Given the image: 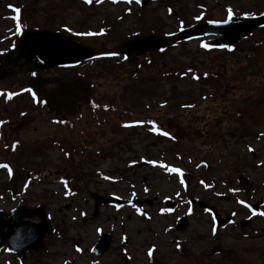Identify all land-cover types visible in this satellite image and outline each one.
I'll list each match as a JSON object with an SVG mask.
<instances>
[{
	"label": "rangeland",
	"instance_id": "374dc122",
	"mask_svg": "<svg viewBox=\"0 0 264 264\" xmlns=\"http://www.w3.org/2000/svg\"><path fill=\"white\" fill-rule=\"evenodd\" d=\"M198 2L204 3L200 5L201 8L197 7ZM169 4L175 5L180 11L177 14L187 19L191 18L190 15H199V10L208 5L204 0H163L151 3L142 10L133 8L132 14L131 11L124 13L123 4L101 3L100 0H91L89 3L85 0H28L27 9L33 22L48 20L47 24L53 23L54 26H72L81 30V35L100 34L102 28H105L103 22L107 20L113 25L109 37L86 38L99 46L120 44L127 34L141 29L147 33L158 30V34L162 33L159 35L164 32L176 33L184 21L172 15V9L167 6ZM228 10L226 6H211L208 13L223 17L228 14ZM252 10L264 13V0H255ZM254 38L260 42L258 50L254 47L256 41L250 40L238 43L225 52L219 49L208 50L205 39H195L177 46L169 43L163 60L152 54L154 62L137 70L129 80L108 82L111 71H107L98 83L101 97L120 103L132 112H137L139 104L146 102V99L154 97L158 100L172 99L174 102L178 97L185 103L187 100L200 101L191 107L192 111L182 112L172 122L177 137L172 134L168 139L155 142L144 128L132 129L130 123L128 129L115 131L111 139L112 151L101 168L109 166L112 184H116L113 186L129 190L124 196L127 198L143 193V185L138 180L141 172L149 177L152 190L146 196L160 199L151 210L156 215L162 213L163 217L155 216L151 221H144L134 214L128 224L132 230L143 228L145 236L146 230L153 227V230L163 234L165 228H170L168 225L174 224L178 216H189L188 231L175 236L186 237L184 241L188 243L185 246L192 250L193 256L182 258L176 244H169L171 235L163 234L166 240H162V236L160 240H155L169 245L162 250L168 255L169 264L187 260L192 263L197 259L195 255L206 261L197 264H210L209 260L216 263L217 257L212 253L215 245L239 247L237 239L250 235L254 238V251L248 255L251 257L250 264H264V215L254 216L240 205L241 201H247V197L252 199L250 202L264 199V30L258 31ZM144 59L142 57L141 61ZM168 60V68L163 67V62ZM168 69H172V72ZM203 71H214V74L209 77L211 79H204L200 76ZM146 87L152 90L151 94L143 92ZM238 111H244L243 117L239 119L235 117ZM116 123L112 122V128ZM190 124L188 130L182 127ZM196 130L198 133L189 137L188 133ZM142 159L158 160L165 167L154 170L143 167L142 171L135 174V163ZM169 168L179 169L180 172H171ZM238 170L249 180L243 178L241 182L238 181L235 177ZM182 173L188 175L182 176ZM120 176L123 181H120ZM134 181L139 182L138 187H135ZM233 188L239 192L234 194ZM112 191H115L113 187ZM220 193L230 194L231 199L220 200ZM192 196L219 205L223 214L236 216L238 222L227 229H217L208 214L190 205L188 200ZM168 200L178 204L172 214L167 211L165 203ZM110 209L112 211L114 208ZM124 211L135 213V210ZM243 217L252 218L251 223L244 227L240 225ZM64 219L62 230L69 232L72 230V224L68 222L71 220L70 213ZM49 250L60 252V256L47 258L44 264H61L64 257L73 256L70 245H58ZM244 263L248 262H241ZM222 264L236 263L227 261Z\"/></svg>",
	"mask_w": 264,
	"mask_h": 264
},
{
	"label": "flooded vegetation",
	"instance_id": "af4514ba",
	"mask_svg": "<svg viewBox=\"0 0 264 264\" xmlns=\"http://www.w3.org/2000/svg\"><path fill=\"white\" fill-rule=\"evenodd\" d=\"M8 1L0 0V55L11 50L27 30L51 29L69 35L73 41H85L80 35L75 34L73 29L69 33L62 26H54L53 23L48 25V20L46 23L33 22L27 9L28 0ZM204 1L215 8L226 6L229 2ZM254 1L231 0L234 7L232 17L252 15ZM16 8L20 9L19 13L14 11ZM207 14H202L198 20L228 18L226 16L217 18L215 15ZM202 16L209 18L201 20L206 18ZM190 19L189 23L196 21ZM258 29L252 31L251 37H255ZM110 35L106 34L102 38ZM143 35L145 34L137 36ZM126 39L129 40L128 37L125 41ZM94 46L97 48L98 58L73 67L41 68L0 75V165H7V168L0 167V211L3 214L0 237L4 241L9 239L16 249H26L21 256V252L9 251L8 245L5 244L0 252V264H3L2 262L44 264L47 258L60 256V252L53 253L49 250L58 245L61 247L70 245L73 252V256L64 257L61 264H169L168 255L162 251L164 246L169 245L155 241L160 240L161 236L162 240H166L163 234L171 235L169 244L179 245L182 258L188 259L193 256L192 250L185 246L188 243L184 241L186 237L175 236L188 231L190 227L188 215L178 216L175 224L170 223L168 225L170 228H165L163 234L151 227L143 236V228L135 231L128 226L133 220L131 213L120 209L111 211V205L100 204L105 197L122 198L129 190L113 186L116 184H112L109 166L101 169L112 151L113 133L117 130H126L127 122L122 123L123 115H120L117 121H113L117 115L116 111H125L126 108L120 103L110 102L101 97L98 83L107 71H111L108 82L128 80V76L120 80H115L114 77L119 70L127 66L134 65L137 68L142 54L128 59L119 54L118 45L98 46L94 42ZM72 78L85 80L89 85L75 84L72 87L64 83L65 80ZM51 91H58L59 97L49 104L43 93ZM152 100L154 99H146V105L139 104L142 115L149 114L152 108L153 111H157L158 108L151 104ZM142 119L144 118L139 117L130 121V124L139 125L143 122ZM112 122H117L114 128ZM172 122L174 119L171 116L169 121H163L164 124L161 126L159 117L155 115L151 122L146 120V125L149 124L148 130L152 135H157L160 128L162 133L171 135L174 132ZM35 158L38 160H34ZM10 165H19L26 170L28 178L23 190L16 189V180L8 168ZM150 168L154 170L156 166ZM142 169L143 167L137 168L135 174ZM120 174L123 175L121 172ZM139 176L143 193H140L141 196H131L145 199L147 198L145 195L152 190L151 183L146 174L141 172ZM235 177L240 182L245 178L240 170L235 172ZM121 180L123 181V177L120 176ZM133 183L138 187L139 182ZM112 187L115 191H112ZM155 198L158 203L160 199ZM165 204L167 205V202ZM215 205L221 215L230 217L231 221L226 226H217L211 213L202 211L211 217L217 229L224 230L238 222L235 220L236 216L223 214L221 207ZM19 206H24L28 212V216L21 220L28 224L26 234H18V226L11 225L13 219L7 215ZM173 206L176 208L178 204ZM136 207L139 212L137 216L144 221H151L155 216L160 217L151 208L147 209L148 205H144L142 209L140 206ZM68 213L71 216L68 222L72 224V230L69 232L62 230L64 216ZM44 221L54 227L52 232L49 233L44 227ZM242 221L241 219L240 225ZM251 221L252 218H248L247 224ZM237 240L239 247L217 244L212 248V253L217 257L215 261L217 264L227 261L236 264L244 261L248 262L244 264L251 263V257L248 255L254 251V238L250 235ZM213 254L210 256L213 257ZM194 257L197 259L192 263L187 260L179 264L206 263L198 255ZM209 262L216 264L213 260Z\"/></svg>",
	"mask_w": 264,
	"mask_h": 264
},
{
	"label": "water",
	"instance_id": "95a60500",
	"mask_svg": "<svg viewBox=\"0 0 264 264\" xmlns=\"http://www.w3.org/2000/svg\"><path fill=\"white\" fill-rule=\"evenodd\" d=\"M149 1L140 0L143 4ZM261 24H264V16L230 20L225 23H201L181 30L176 39H189L210 34L223 35L222 38L211 42V44L217 47H226L244 38L253 27ZM163 42L164 40L159 37L147 36L128 43L126 47H129L133 52H144L161 46ZM94 54L93 49L73 43L61 34L51 31L28 32L23 35L19 45L14 50L0 57V65L2 71L8 74L26 68L31 69V65L36 63L41 55L44 59V65L38 67L75 63L92 57ZM6 65H9L8 69L4 68ZM55 98L52 94L48 96L50 103ZM200 204L206 207L204 202ZM1 244L0 242V246Z\"/></svg>",
	"mask_w": 264,
	"mask_h": 264
},
{
	"label": "snow or ice",
	"instance_id": "6c2138e0",
	"mask_svg": "<svg viewBox=\"0 0 264 264\" xmlns=\"http://www.w3.org/2000/svg\"><path fill=\"white\" fill-rule=\"evenodd\" d=\"M85 2L86 3H89V2H91V0H85ZM129 2H130V0H129ZM136 2L137 3H139L140 2V0H136ZM14 11L15 12H17V13H19V11H20V9L19 8H16V9H14ZM231 18H232V11H231V9H229L228 10V19L229 20H231ZM196 19H200V17H196ZM210 23H212V21H209ZM224 22H227V21H224ZM161 135H165V136H167V135H169L168 133H166V132H163V133H160ZM251 150V149H250ZM162 167H165L164 165H161ZM0 167H5V168H7V165H0ZM169 171H171V172H174V173H179L180 172V170L179 169H176V168H169L168 169ZM181 183H183V181H181ZM241 203H243V201H241ZM260 215H264V212H262V213H259ZM177 247H179V245H177ZM151 254V253H150Z\"/></svg>",
	"mask_w": 264,
	"mask_h": 264
}]
</instances>
